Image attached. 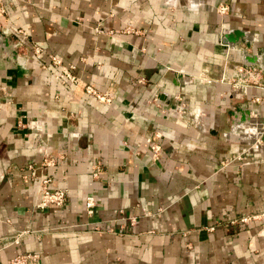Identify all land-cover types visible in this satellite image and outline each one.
I'll list each match as a JSON object with an SVG mask.
<instances>
[{"label": "crops", "instance_id": "1", "mask_svg": "<svg viewBox=\"0 0 264 264\" xmlns=\"http://www.w3.org/2000/svg\"><path fill=\"white\" fill-rule=\"evenodd\" d=\"M0 7V264L20 252L37 264H264V0ZM50 55L73 65L75 86ZM153 132L156 160L142 140ZM28 163L67 189L61 205L34 206Z\"/></svg>", "mask_w": 264, "mask_h": 264}, {"label": "built area", "instance_id": "2", "mask_svg": "<svg viewBox=\"0 0 264 264\" xmlns=\"http://www.w3.org/2000/svg\"><path fill=\"white\" fill-rule=\"evenodd\" d=\"M3 10L4 8L0 7V11ZM216 10L218 11V13H224L227 10V5L225 3H218ZM32 51L35 54H38L39 48L36 46L35 47L32 46ZM49 59L51 64L57 68V71L54 73L55 78H57L63 84L71 83L72 86H75L77 84L78 77L75 76L71 71L73 65L63 64L61 60L55 55H50ZM235 71L237 75L241 74L242 77L246 76L253 79L256 76V74L259 73L260 69L253 67L251 65H238ZM242 79L239 80L240 84L244 82ZM251 82L253 81L251 80ZM84 90L88 93L93 94L98 100L106 101V102H109L111 100V94L107 90L98 91L89 84L84 85ZM255 98L257 99L256 96ZM157 136H159V133L153 132L152 134L146 135L142 138L143 142L147 146V157L151 160H156L161 152V145L159 141L155 139ZM51 163H53L52 157H49L47 160H45L43 164L45 165ZM26 169H30V173H31L30 175L28 173L21 172L22 170L19 172L21 173L23 178L26 179L31 178L33 182L34 190L37 194V197L34 201L35 207L43 208L48 204L61 205L64 202L67 194V189L65 187L51 186V177L49 174L45 172H41L33 176L34 172L32 171L31 163H28L26 165ZM99 170H100V165L99 162L96 161L91 165V174L95 176L97 175ZM83 205L86 213H91L93 211V207L95 205V198L93 194L87 193L84 195ZM252 217L253 218L257 217V215L251 214V215L240 216L239 220L244 222ZM24 232H27V229H23L18 233H16L13 239L16 241L18 236ZM37 263H38V259L36 253L20 252L10 257L5 264H37Z\"/></svg>", "mask_w": 264, "mask_h": 264}, {"label": "rangeland", "instance_id": "3", "mask_svg": "<svg viewBox=\"0 0 264 264\" xmlns=\"http://www.w3.org/2000/svg\"><path fill=\"white\" fill-rule=\"evenodd\" d=\"M7 33H9L10 31L9 30H5ZM9 31V32H8ZM0 32H1V30H0ZM15 39H13L12 41H11V44H12V48H14L15 50H17L18 49V47L20 46H22L21 44L22 43H19L18 42V37L16 38V37H14ZM24 46V45H23ZM33 47H35V46H33ZM25 48V47H24Z\"/></svg>", "mask_w": 264, "mask_h": 264}, {"label": "water", "instance_id": "4", "mask_svg": "<svg viewBox=\"0 0 264 264\" xmlns=\"http://www.w3.org/2000/svg\"><path fill=\"white\" fill-rule=\"evenodd\" d=\"M262 121H263V126L260 125V127L258 129H260L259 133H258V137L260 140L264 141V115L261 117Z\"/></svg>", "mask_w": 264, "mask_h": 264}]
</instances>
